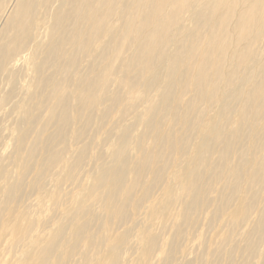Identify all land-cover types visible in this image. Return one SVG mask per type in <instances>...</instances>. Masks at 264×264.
I'll list each match as a JSON object with an SVG mask.
<instances>
[{
  "label": "bare ground",
  "instance_id": "obj_1",
  "mask_svg": "<svg viewBox=\"0 0 264 264\" xmlns=\"http://www.w3.org/2000/svg\"><path fill=\"white\" fill-rule=\"evenodd\" d=\"M51 179L24 264H264V0H0V242Z\"/></svg>",
  "mask_w": 264,
  "mask_h": 264
},
{
  "label": "rangeland",
  "instance_id": "obj_2",
  "mask_svg": "<svg viewBox=\"0 0 264 264\" xmlns=\"http://www.w3.org/2000/svg\"><path fill=\"white\" fill-rule=\"evenodd\" d=\"M170 51H172V50H169V52ZM29 56V60L27 59V57ZM25 60H23V62H22V64H21V62L19 63V64H21V65H17L18 67H25V69L27 70V68L30 70L31 69V63L30 62H32V59L30 58V55H27L26 56V58H24ZM26 61V62H25ZM28 65L29 63V65L26 67V64ZM25 64V65H24ZM29 66H30V68H29ZM29 70H27L28 72H29ZM97 119H94V121H93V125H92V128L93 129H95L96 127H97ZM96 125V126H95ZM16 135H17V132H15L14 134H13V136H12V139H14L15 137H16ZM116 135H114V136H112L113 138H111V143H114L115 142V139H117V136L115 137ZM89 138H83V140H81V142H80V144H79V146L81 147L82 145H84L85 143H87V141H89L88 140ZM85 142V143H84ZM70 154V153H69ZM68 154V155H69ZM71 155V154H70ZM69 155V156H70ZM68 156V157H69ZM62 167H65V166H62ZM62 167H60L55 173H54V176H53V179H56V181L59 179H57V176H59L60 177V179H62L64 176H65V174L67 173V171H68V169H64V168H62ZM91 168V170H89ZM90 168H88L87 169V171L88 172H90L89 173V175L87 174L88 172H86L85 171V173L87 174L86 176H89V177H86V178H84L83 179V181H85V182H83L82 181V183L80 184V185H77V186H72L70 189H72L73 191H79V193H78V201H79V199L81 198V193H80V190H79V186L82 188V190L83 189H86V187H87V183L88 182H90L91 181V179L96 175V172H97V168L96 167H90ZM63 169V170H62ZM93 171V172H92ZM61 172V173H60ZM58 173V174H57ZM60 173V174H59ZM64 173V174H63ZM91 174H93V175H91ZM57 175V176H56ZM84 177H85V174H84ZM92 177V178H91ZM90 178V179H89ZM59 179V180H60ZM53 181L54 180H50V181H48L46 184H45V186L43 187V189L41 190V192L39 193V195H36V196H38V197H36V196H32V199H30V200H28V201H30V202H26L25 204H24V206L22 207V212H21V210H19V211H15V212H13L12 214H9V216H8V219H9V221H10V224L12 225L10 228H9V230L7 231V234H5V238L3 237V239L1 240V242H0V248H2V249H0V264H24L25 262H26V259L29 257V255H30V252L32 253L33 251L32 250H34V248L36 247V245H38L50 232H52V231H54V230H56L59 226H57V224H58V222H60L61 223V219H63L64 218V216L62 217V213L61 212H56V213H54L53 214V216L51 217V219L48 221V222H42V218L44 217V215H42V214H45L44 212H46V209L48 208V197H49V195H50V193H51V191H52V189L54 188V185H55V182L53 183ZM50 182V183H49ZM87 182V183H86ZM52 186V187H51ZM85 187V188H84ZM50 188H52V189H50ZM44 190H45V192H44ZM48 190V191H47ZM47 191V192H46ZM45 193V194H44ZM42 196V197H41ZM80 196V197H79ZM36 197V198H35ZM35 198V199H34ZM39 199H40V201H39ZM35 202H34V201ZM46 200H47V203H45L46 202ZM76 200V201H77ZM32 201H33V203H32ZM77 201V202H78ZM37 202H38V204H37ZM35 203V204H34ZM41 204V205H40ZM33 205H35V207L38 205H40V206H42V207H38V210H37V207L36 208H34V206ZM44 207V208H43ZM47 207V208H46ZM43 208V209H42ZM27 211H29V213L27 212ZM32 211V212H31ZM41 211L43 212V213H41ZM21 213H24V214H26V216H27V218H29V220L31 221V223H32V225H31V228L29 227H27L28 229H27V231H26V233L25 234H23L20 238H18L17 240H13L12 238H13V233L15 232V227L13 226L14 224H16L17 223V221H18V219H19V217H20V215H21ZM17 214V215H16ZM29 214V215H28ZM162 214V215H161ZM61 216V217H60ZM158 216H159V218H158V221L159 222H157V225H154V227H153V231H159V229H160V226L159 225H161L160 224V221L164 218V216H165V214H164V212L163 211H161L160 213H158ZM14 217V218H13ZM58 217H60L59 219L61 220H59L58 219ZM58 219V220H57ZM161 219V220H160ZM57 222H56V221ZM13 222V223H12ZM60 223L58 224V225H60ZM53 224V225H52ZM55 225L57 226L55 229L54 228H52V227H55ZM52 226V227H51ZM158 226V227H157ZM36 227H38V229L36 228ZM35 228V229H34ZM42 228V229H41ZM53 230H52V229ZM157 228V229H156ZM13 230V231H12ZM42 230V231H41ZM36 231V232H35ZM37 231H38V233H37ZM13 232V233H12ZM41 232V233H40ZM48 232V233H47ZM40 234V235H39ZM42 234H44V235H42ZM12 237V238H10V237ZM43 236V237H42ZM29 237V238H28ZM35 238L37 239L36 241H35ZM40 238V239H39ZM9 239V240H8ZM31 239H33V240H31ZM23 240H24V242H23ZM33 241V242H31V241ZM14 241V242H13ZM28 241V242H27ZM36 243H35V242ZM39 241V242H38ZM3 242V243H2ZM23 243V244H22ZM33 243V245H30V244H32ZM190 243V244H189ZM194 244V245H193ZM196 244H197V242L196 241H190V242H188V245H189V249H188V251H190V255H189V257H188V259H190V258H192L193 256H194V252H195V250H196ZM13 245V246H12ZM25 245V246H24ZM34 245H35V247H34ZM195 247H193V246ZM28 246H30V247H28ZM32 246V247H31ZM13 247V248H12ZM23 247V249H21ZM25 247V248H24ZM17 248H18V250H17ZM193 248V249H192ZM26 249V250H25ZM28 249V250H27ZM27 251V252H26ZM9 252H10V254H9ZM19 252H20V254H22L21 256L19 255ZM3 254V255H2ZM14 254H17V256L15 255L14 256ZM25 254V255H24ZM20 257H19V256ZM6 256V257H5ZM16 257V258H15ZM23 257H24V259L25 260H22L23 259ZM19 258V259H18ZM16 259V260H15ZM21 259V260H20ZM20 260V261H19ZM22 261H24L23 263H21ZM158 261H159V259L157 258V257H155V259L153 260V264H158ZM10 262V263H9Z\"/></svg>",
  "mask_w": 264,
  "mask_h": 264
}]
</instances>
